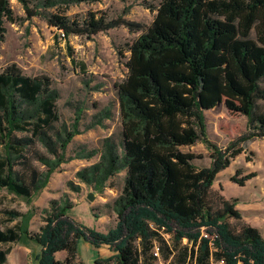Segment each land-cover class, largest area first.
Instances as JSON below:
<instances>
[{
  "label": "trees",
  "instance_id": "16d2710c",
  "mask_svg": "<svg viewBox=\"0 0 264 264\" xmlns=\"http://www.w3.org/2000/svg\"><path fill=\"white\" fill-rule=\"evenodd\" d=\"M98 1L37 0L32 7L18 0L28 16L44 18L64 35H95L120 24L94 15L80 24L45 12ZM6 20L16 21L10 0H0V49ZM129 53L127 78L117 85L121 138H105L99 150L83 147L75 158L67 149L83 133V110L68 126L61 122L60 93L49 77L27 76L16 65L0 72V192L32 198L75 159L99 156L76 173L94 192H104L111 179L126 174L107 233L70 220L68 198L50 202L38 232L23 227L21 211L0 209V264H7L12 246L24 237L42 248L36 264H82V240L113 253L94 264H156V249L168 264H264L260 230L244 224L236 231L228 223L242 219L237 201L221 198L218 206L211 201L217 176L242 154V145L264 140V0H163ZM222 100L247 117V131L225 150L207 139L203 119V109ZM111 117L105 109L85 130ZM198 142L211 151L209 167L197 168V157L182 151ZM254 177L232 180L243 187ZM68 186L76 193L82 189L73 181ZM165 235L172 236V246ZM62 252L65 259H57Z\"/></svg>",
  "mask_w": 264,
  "mask_h": 264
},
{
  "label": "rangeland",
  "instance_id": "374dc122",
  "mask_svg": "<svg viewBox=\"0 0 264 264\" xmlns=\"http://www.w3.org/2000/svg\"><path fill=\"white\" fill-rule=\"evenodd\" d=\"M28 1L32 7L37 3V0ZM162 1L99 0L46 10L50 15H63L80 24L87 21L90 15H94L95 19L120 23L115 28L95 35L63 36L44 18L28 16L18 0H10L16 21H5L6 33L0 49V72L8 66L16 65L27 76L49 77L53 88L60 93L57 107L61 122L68 126L73 124L76 112L83 110L79 126L83 133L76 136L69 145L68 157H77L83 147L89 151L101 149L102 142L107 137L116 140L121 138L122 122L117 85L128 75L129 47L153 24ZM261 106L264 109V103ZM108 108L112 117L105 120L103 126L86 131L93 117ZM203 119L207 139L222 150L247 131V117L228 110L224 100L213 109L204 108ZM242 146V154L234 158L230 166L217 176L211 201L215 206H218L221 198L237 201L242 219H228V223L236 231L244 224L251 225L258 228L264 237V140L258 139ZM182 151L197 157L194 161L197 168L211 165V151L202 142L184 147ZM98 160L99 156H96L92 160L75 159L63 164L53 174L48 187L32 198L17 197L3 190L0 192V209L13 208L21 211L24 214L20 218L23 227L37 232L43 224V210L50 208V202L68 198L73 203L66 211L70 220L97 232L107 233L115 224L116 215L112 205L121 194L126 174L122 172L111 179L104 192H94L92 188L79 182L76 173ZM250 174H255V177L243 187L232 180L233 177L242 179ZM70 181L82 187L79 193L68 186ZM89 193L95 196L92 202L88 200ZM164 237L172 246V236ZM186 244L185 240L183 245ZM27 248L41 251L36 242L24 237L14 245L9 264H25L22 260L25 258L23 250ZM84 253L85 259L91 263L93 258L88 257L87 250ZM100 253L106 255L107 251L102 250ZM166 263L161 258L156 262Z\"/></svg>",
  "mask_w": 264,
  "mask_h": 264
},
{
  "label": "crops",
  "instance_id": "0c3cea01",
  "mask_svg": "<svg viewBox=\"0 0 264 264\" xmlns=\"http://www.w3.org/2000/svg\"><path fill=\"white\" fill-rule=\"evenodd\" d=\"M43 225V224H42ZM42 225H40V227L42 226ZM113 227V226H112ZM111 227V228H112ZM111 228H109V230L111 229ZM40 229V228H39ZM29 231H31V232H34V231H32V230H29ZM38 232V231H37ZM24 239V238H23ZM22 239V240H23ZM21 240V241H22ZM30 240V239H29ZM32 241V240H31ZM34 242V241H33ZM17 244V243H16ZM15 245V244H14ZM14 245L12 246V251H11V253H10V255L13 253V251H14ZM41 247V246H40ZM41 250H42V248H41ZM84 250H87L88 251V253H89V255H88V257L89 258H93V261L90 263V261H87L85 258V253H84ZM102 250H106L107 251V253H106V255H102L100 252L102 251ZM23 252H24V257L25 258H23L22 260H23V263H25V264H36V258L40 255V253H41V251H37V250H30V248H27V249H25V250H23ZM91 254H92V256H91ZM10 255L8 256V261H7V264H9V257H10ZM78 255H79V258H80V260H81V262L83 263V264H94L95 263V261L97 260V259H99V258H108V257H111L112 255H113V253L112 252H110V250H109V248L107 247V246H102V247H100V248H96V247H94V246H92L91 244H89L88 242H85V241H80L79 242V245H78ZM63 256V257H62ZM56 257H57V259H59V260H64L65 259V257H66V253H64V252H62V253H59V254H57L56 255ZM62 258V259H61ZM35 261V262H34Z\"/></svg>",
  "mask_w": 264,
  "mask_h": 264
},
{
  "label": "water",
  "instance_id": "95a60500",
  "mask_svg": "<svg viewBox=\"0 0 264 264\" xmlns=\"http://www.w3.org/2000/svg\"><path fill=\"white\" fill-rule=\"evenodd\" d=\"M94 199H95L94 194L93 193H89L88 200L92 202V201H94Z\"/></svg>",
  "mask_w": 264,
  "mask_h": 264
},
{
  "label": "built area",
  "instance_id": "2783aa9c",
  "mask_svg": "<svg viewBox=\"0 0 264 264\" xmlns=\"http://www.w3.org/2000/svg\"><path fill=\"white\" fill-rule=\"evenodd\" d=\"M63 36H65V35L63 34ZM154 255H155V257L160 258V254H159V250L158 249L155 250Z\"/></svg>",
  "mask_w": 264,
  "mask_h": 264
}]
</instances>
